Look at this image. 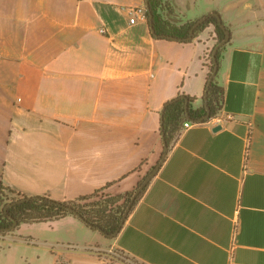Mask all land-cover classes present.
<instances>
[{"label":"crops","instance_id":"obj_1","mask_svg":"<svg viewBox=\"0 0 264 264\" xmlns=\"http://www.w3.org/2000/svg\"><path fill=\"white\" fill-rule=\"evenodd\" d=\"M144 4L0 0L5 185L62 201L119 195L157 164L161 110L180 92L205 101L217 39L213 24L190 42L157 39ZM172 4L179 24L219 11L231 27L218 82L220 113L234 117L181 133L115 237L73 214L22 223L0 238V264H125L115 248L145 264H229L235 218L234 264H264V0Z\"/></svg>","mask_w":264,"mask_h":264},{"label":"trees","instance_id":"obj_2","mask_svg":"<svg viewBox=\"0 0 264 264\" xmlns=\"http://www.w3.org/2000/svg\"><path fill=\"white\" fill-rule=\"evenodd\" d=\"M144 3L147 7L146 16L151 33L157 39L190 42L210 24L215 26L217 43L226 36L222 24H225L226 29L230 30L232 34L231 27L224 21L219 11H213L198 19L186 20L184 23L179 24L173 19L174 16L179 14L174 9L172 0H144ZM216 12H219V15H215ZM203 17H206V19L195 29L192 36L193 26ZM224 46L219 49L217 54L219 69ZM214 48L211 52L210 71L205 88V96L208 95V103L211 108V117L220 112L223 100V89L218 82L219 72L211 80L212 73L216 68V61L213 56ZM205 96L203 100H205ZM197 99L195 96L180 92L177 96L165 102L161 110L160 127L164 149L159 161L148 173L158 165L166 150H168V153L173 150L181 136L184 123L186 121H198L207 114L205 101L201 105H196ZM187 105H189V114ZM144 178L135 189L128 191L126 194H106L105 189L107 187H104L91 194L82 195L68 201L58 200L50 195L22 194L5 185L3 180L0 179V233L6 234L13 231L19 228L22 223L55 220L73 214L79 216L91 228L98 229L106 236L112 237V234L118 229L121 230L125 224L122 225L124 213L133 194L140 187ZM148 186L138 197L131 212L145 194ZM15 220L17 226L15 229H11Z\"/></svg>","mask_w":264,"mask_h":264},{"label":"water","instance_id":"obj_3","mask_svg":"<svg viewBox=\"0 0 264 264\" xmlns=\"http://www.w3.org/2000/svg\"><path fill=\"white\" fill-rule=\"evenodd\" d=\"M215 15H219V12H216L214 13ZM206 19V17H203L201 18L199 21H197L195 23V25L193 26L192 28V36L194 35L195 33V29ZM223 27L225 28V33H226V36L225 38L220 41L219 43H217V45L215 46L214 48V51H213V56H214V59L216 61V68L214 70V72L212 73V77H211V80L218 74L219 72V62H218V51L219 49L226 45L230 40H231V37H232V34H231V31L226 29V26L225 24H222ZM205 104H206V107H207V114L201 118L200 120H198V122H204L208 119L211 118V108H210V105L208 103V95L206 94L205 96ZM187 112L189 114V105H187ZM222 128V125H217L215 127V130H219ZM168 154V150L165 151L161 161L158 163V165L150 172L146 175V177L144 178L142 184L140 185V187L135 191V193L133 194L129 204H128V207L124 213V216H123V219H122V225L125 223V221L128 219L129 215H130V212L133 208V205L135 204V202L137 201L138 197L140 196V194L145 190V188L150 184V182L152 181V179L158 174L163 162L165 161V158ZM73 211H76L75 209L71 208ZM17 226V221L15 220L14 221V224L12 226L11 229H15ZM120 232V229H118L114 234H112V237L116 236L118 233Z\"/></svg>","mask_w":264,"mask_h":264},{"label":"built area","instance_id":"obj_4","mask_svg":"<svg viewBox=\"0 0 264 264\" xmlns=\"http://www.w3.org/2000/svg\"><path fill=\"white\" fill-rule=\"evenodd\" d=\"M146 11H147V7L144 4L143 6L138 8V12L146 15ZM212 52V51H211ZM211 52L208 54V59L209 61H211ZM234 115L229 113L226 115L221 114L220 112L217 113L216 115L212 116L209 121L213 124V125H222L225 120L233 118ZM200 122L198 121H186L182 127V132L185 131L186 129H189L191 127H193L194 125L198 124ZM250 144V141H249ZM250 146V145H249ZM249 148V147H248ZM239 230H240V221L238 218H235L233 221V228H232V238H231V243L228 249L229 252V259L230 262L229 264H234L235 263V259H236V250H237V246H238V234H239ZM0 238H3V234L0 233Z\"/></svg>","mask_w":264,"mask_h":264},{"label":"rangeland","instance_id":"obj_5","mask_svg":"<svg viewBox=\"0 0 264 264\" xmlns=\"http://www.w3.org/2000/svg\"><path fill=\"white\" fill-rule=\"evenodd\" d=\"M111 253H113V255H115L117 258H119L125 264H145V263L139 261L138 259L133 258V257L129 256L128 254H126L125 252H123L119 249H116V248L113 249V251Z\"/></svg>","mask_w":264,"mask_h":264}]
</instances>
